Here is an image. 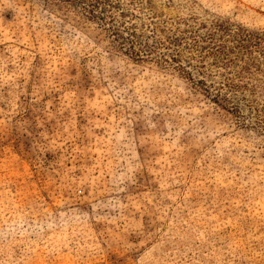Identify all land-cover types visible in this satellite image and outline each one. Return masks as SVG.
Instances as JSON below:
<instances>
[{"label":"rangeland","instance_id":"1","mask_svg":"<svg viewBox=\"0 0 264 264\" xmlns=\"http://www.w3.org/2000/svg\"><path fill=\"white\" fill-rule=\"evenodd\" d=\"M0 264H264V0H0Z\"/></svg>","mask_w":264,"mask_h":264}]
</instances>
